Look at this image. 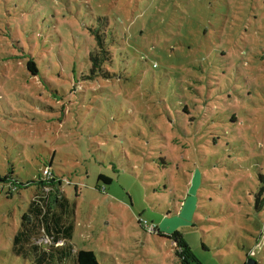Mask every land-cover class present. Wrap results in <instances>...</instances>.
<instances>
[{
  "label": "rangeland",
  "instance_id": "obj_1",
  "mask_svg": "<svg viewBox=\"0 0 264 264\" xmlns=\"http://www.w3.org/2000/svg\"><path fill=\"white\" fill-rule=\"evenodd\" d=\"M45 168L99 264H264V0H0V264Z\"/></svg>",
  "mask_w": 264,
  "mask_h": 264
},
{
  "label": "trees",
  "instance_id": "obj_2",
  "mask_svg": "<svg viewBox=\"0 0 264 264\" xmlns=\"http://www.w3.org/2000/svg\"><path fill=\"white\" fill-rule=\"evenodd\" d=\"M106 33L108 31L105 30L97 32L94 37L95 46L89 55L92 76H97L103 71V75L107 77L104 66L112 62L110 44H115L116 39L110 33L112 39L107 43ZM27 69L33 76L38 75L36 65L32 61L27 63ZM45 170L49 175L35 182L37 191L28 203L20 226L13 236L12 253L34 264H99L93 252L74 250L70 240L75 228V203L61 193V182H55L49 168ZM9 180V176L0 177V182ZM100 180L106 184L111 181L102 175L98 177V181ZM167 239L174 243V254L180 264L196 261L180 233L173 232ZM43 242H46V245H43Z\"/></svg>",
  "mask_w": 264,
  "mask_h": 264
},
{
  "label": "water",
  "instance_id": "obj_3",
  "mask_svg": "<svg viewBox=\"0 0 264 264\" xmlns=\"http://www.w3.org/2000/svg\"><path fill=\"white\" fill-rule=\"evenodd\" d=\"M246 264H257L255 260H248Z\"/></svg>",
  "mask_w": 264,
  "mask_h": 264
},
{
  "label": "built area",
  "instance_id": "obj_4",
  "mask_svg": "<svg viewBox=\"0 0 264 264\" xmlns=\"http://www.w3.org/2000/svg\"><path fill=\"white\" fill-rule=\"evenodd\" d=\"M43 175H44L45 177H47V176L49 175V172H48L47 170H45L44 173H43ZM140 223H141V222H140ZM144 224H145V222H144ZM151 230H153V228H151Z\"/></svg>",
  "mask_w": 264,
  "mask_h": 264
},
{
  "label": "crops",
  "instance_id": "obj_5",
  "mask_svg": "<svg viewBox=\"0 0 264 264\" xmlns=\"http://www.w3.org/2000/svg\"><path fill=\"white\" fill-rule=\"evenodd\" d=\"M75 229V228H74ZM73 236V235H72ZM71 239H72V237H71ZM71 241V240H70ZM71 243V242H70Z\"/></svg>",
  "mask_w": 264,
  "mask_h": 264
}]
</instances>
